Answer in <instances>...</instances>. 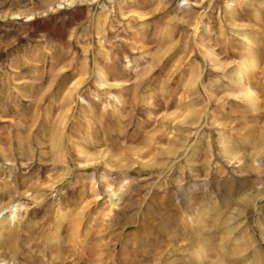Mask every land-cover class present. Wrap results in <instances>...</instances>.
Masks as SVG:
<instances>
[{"label": "rangeland", "instance_id": "374dc122", "mask_svg": "<svg viewBox=\"0 0 264 264\" xmlns=\"http://www.w3.org/2000/svg\"><path fill=\"white\" fill-rule=\"evenodd\" d=\"M262 1L0 0V264H264Z\"/></svg>", "mask_w": 264, "mask_h": 264}, {"label": "bare ground", "instance_id": "6f19581e", "mask_svg": "<svg viewBox=\"0 0 264 264\" xmlns=\"http://www.w3.org/2000/svg\"><path fill=\"white\" fill-rule=\"evenodd\" d=\"M247 1L248 0H242V4H246L247 3ZM262 2H264V0L262 1ZM12 15H18V14H12ZM247 41H248V39H247ZM248 42H250V41H248ZM248 46H249V50H252L253 49V45H250V44H248ZM251 47V48H250ZM251 60H254V62H255V57H252L251 58ZM256 63H252V68H253V70H254V68H255V65ZM257 68V67H256ZM240 70V69H239ZM247 71V66L246 65H244L243 67H242V69H241V71H239V73H238V75H237V80L235 81L236 82V84H238L239 85V83L242 81V80H244L245 79V73H247L246 72ZM253 73V72H252ZM100 74H101V72H100ZM248 76V75H247ZM247 79V78H246ZM247 83L249 84V82H248V80H247ZM244 85L243 84H240V87H243ZM245 87V86H244ZM245 94L248 96V97H251L250 96V94H249V91H248V88L247 87H245ZM115 99L117 100L118 99V96L117 95H115ZM252 99V98H251ZM150 100V99H149ZM148 101V99H146L145 100V102H147ZM251 106V105H250ZM252 108H253V111L256 109V102H253L252 103ZM255 112V111H254ZM231 188V187H230ZM113 191V190H112ZM237 191H236V188L234 187H232V189H229V190H224L222 193H221V197H227V196H232L233 194H235ZM2 196V195H1ZM111 200V199H110ZM236 200V199H235ZM234 200V201H235ZM115 203H116V201H111V202H109V210L107 211V214H109V213H111L112 212V208H115L116 207V205H115ZM223 203L225 204L224 205V207L223 208H228L231 204H232V201H230V199H227V200H225V201H223ZM6 206H8V205H6ZM11 206H13V205H11ZM10 206V207H11ZM237 206H238V204H237ZM239 207H240V204H239ZM1 210V209H0ZM10 212V211H9ZM15 212V211H14ZM115 213V212H114ZM15 214L14 213H10V214H8L7 216H5V217H0V222H2V223H0V224H4L3 222H5V223H7V222H10V221H12V219L15 217L14 216ZM61 222L62 221H60L59 222V224H58V226H57V228H59V225L61 224ZM5 225V224H4ZM3 225V226H4ZM2 226V225H1ZM3 228V227H2ZM5 229V228H4ZM4 229H0V234L2 235V234H4ZM7 229V228H6ZM56 231V230H55ZM7 232V231H6ZM57 232V231H56ZM7 234V233H6ZM56 235L55 236H53L52 238H51V240H50V243L52 244V243H54L55 241H56Z\"/></svg>", "mask_w": 264, "mask_h": 264}]
</instances>
